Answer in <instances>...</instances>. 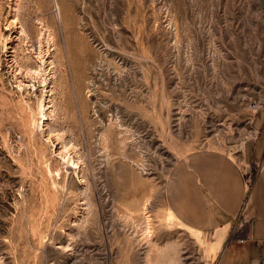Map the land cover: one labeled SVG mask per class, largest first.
I'll use <instances>...</instances> for the list:
<instances>
[{"label":"rangeland","instance_id":"374dc122","mask_svg":"<svg viewBox=\"0 0 264 264\" xmlns=\"http://www.w3.org/2000/svg\"><path fill=\"white\" fill-rule=\"evenodd\" d=\"M18 13L35 51L48 27L50 127L79 153L84 182L39 127L49 79L20 91L2 65L0 264H214L243 234L185 230L166 188L202 149L240 162L248 184L255 174L243 154L264 147V0H21Z\"/></svg>","mask_w":264,"mask_h":264},{"label":"crops","instance_id":"0c3cea01","mask_svg":"<svg viewBox=\"0 0 264 264\" xmlns=\"http://www.w3.org/2000/svg\"><path fill=\"white\" fill-rule=\"evenodd\" d=\"M248 150L243 155L250 160L244 167L256 171L249 184L248 169L217 150L190 152L170 172L166 204L185 230L227 237L231 231L243 234L224 245L214 264L264 263V147ZM241 221L245 225L237 232L235 225Z\"/></svg>","mask_w":264,"mask_h":264},{"label":"bare ground","instance_id":"6f19581e","mask_svg":"<svg viewBox=\"0 0 264 264\" xmlns=\"http://www.w3.org/2000/svg\"><path fill=\"white\" fill-rule=\"evenodd\" d=\"M9 2H10L9 5L10 12H8L9 17L6 18L5 25L6 28L7 27L12 28L13 32L11 35L7 34V36L4 38V41L2 43L1 49L2 52L4 53L5 58L3 60V64H0V70H2V65H4L5 66L4 69H6V73L10 78L8 79L10 80L9 81L10 85L20 91L30 87L29 82H31L30 81L31 79H39L41 83H46V81L49 79V84H48L49 87L47 86L49 89L48 91H46L48 97L46 100L41 98L38 103V115L40 118L39 127H41L40 129L42 131V134H44L43 136L45 137V141L47 143L51 142L52 146H54L53 153L55 154V156L60 158V160L66 163L67 166L69 165L70 167H72L75 170V173L79 175L78 178L80 179V182L83 183L84 182L83 176H80V174L82 173V168H83L82 165L84 163L81 160L79 153L76 150L75 151L71 150L70 152L69 147L64 142L63 135L58 132L55 133L54 130H52V128L50 127L51 121L52 119H54L53 117L55 116V109L50 99L52 94V85L54 78L53 70L55 68V62L53 59L52 52L54 51L55 47L54 48L50 47L52 45V40H51V45L48 44L49 39H47V43L44 41L43 44L42 42V40L45 39V33L49 31L48 27L47 26L40 27L41 30L40 33L38 34L39 46L37 51H35L36 49L33 50L32 46L28 45L29 40L26 42L29 36L24 29V25L19 19L18 8L20 7L21 0H10ZM21 42L22 43L24 42V45L26 46L27 57L29 60L33 61L35 67H27L26 65L20 63V61H22L19 58V53H21V49H20ZM3 84H1V89L5 88ZM4 104L5 103H1L0 105L3 106ZM20 197L21 199L24 198L22 194L20 195ZM151 234H152L151 224L147 219V223L143 229L142 235L145 236L147 241H150L152 237ZM63 247L64 246L58 245L57 249H62Z\"/></svg>","mask_w":264,"mask_h":264}]
</instances>
